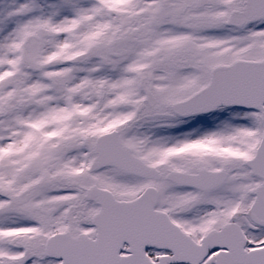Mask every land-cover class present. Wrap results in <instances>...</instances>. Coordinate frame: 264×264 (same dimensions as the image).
Wrapping results in <instances>:
<instances>
[{
  "label": "snow or ice",
  "instance_id": "6c2138e0",
  "mask_svg": "<svg viewBox=\"0 0 264 264\" xmlns=\"http://www.w3.org/2000/svg\"><path fill=\"white\" fill-rule=\"evenodd\" d=\"M0 264H264V0H0Z\"/></svg>",
  "mask_w": 264,
  "mask_h": 264
}]
</instances>
